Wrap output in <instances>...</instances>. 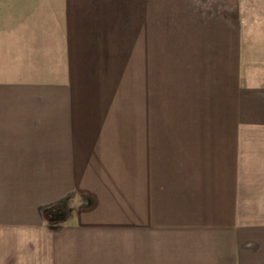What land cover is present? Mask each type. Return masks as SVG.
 <instances>
[{"label": "crops", "instance_id": "crops-1", "mask_svg": "<svg viewBox=\"0 0 264 264\" xmlns=\"http://www.w3.org/2000/svg\"><path fill=\"white\" fill-rule=\"evenodd\" d=\"M242 21V0H0V264H264Z\"/></svg>", "mask_w": 264, "mask_h": 264}, {"label": "rangeland", "instance_id": "rangeland-1", "mask_svg": "<svg viewBox=\"0 0 264 264\" xmlns=\"http://www.w3.org/2000/svg\"><path fill=\"white\" fill-rule=\"evenodd\" d=\"M242 20L246 47L255 49L254 55L263 65L258 70L264 72V0H242ZM250 32L252 35L247 40Z\"/></svg>", "mask_w": 264, "mask_h": 264}, {"label": "trees", "instance_id": "trees-1", "mask_svg": "<svg viewBox=\"0 0 264 264\" xmlns=\"http://www.w3.org/2000/svg\"><path fill=\"white\" fill-rule=\"evenodd\" d=\"M70 213H71V201L70 199L66 198L47 207L43 211V219L47 224L61 225L69 220Z\"/></svg>", "mask_w": 264, "mask_h": 264}]
</instances>
